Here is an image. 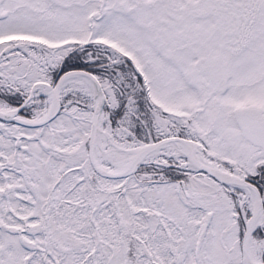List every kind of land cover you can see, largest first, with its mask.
<instances>
[{
	"label": "snow or ice",
	"instance_id": "snow-or-ice-1",
	"mask_svg": "<svg viewBox=\"0 0 264 264\" xmlns=\"http://www.w3.org/2000/svg\"><path fill=\"white\" fill-rule=\"evenodd\" d=\"M0 264H264V0H0Z\"/></svg>",
	"mask_w": 264,
	"mask_h": 264
}]
</instances>
